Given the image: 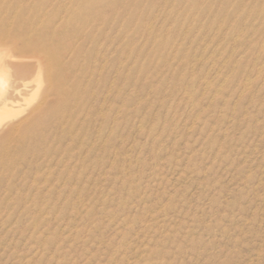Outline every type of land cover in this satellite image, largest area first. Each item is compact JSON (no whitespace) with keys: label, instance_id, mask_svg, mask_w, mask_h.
<instances>
[{"label":"rangeland","instance_id":"obj_1","mask_svg":"<svg viewBox=\"0 0 264 264\" xmlns=\"http://www.w3.org/2000/svg\"><path fill=\"white\" fill-rule=\"evenodd\" d=\"M0 41V264H264V0H0Z\"/></svg>","mask_w":264,"mask_h":264},{"label":"bare ground","instance_id":"obj_2","mask_svg":"<svg viewBox=\"0 0 264 264\" xmlns=\"http://www.w3.org/2000/svg\"><path fill=\"white\" fill-rule=\"evenodd\" d=\"M30 31H24L23 33H21L20 35H18V37L15 39H11V44L16 45L18 43L21 44V48L20 49V53L18 52L17 55L18 57H22L25 56V54H33V55H43V51L47 49V51L52 49V45L49 46L48 42L44 43V41H42L39 37L34 36H30L31 38H23V36H25L27 33H29ZM26 37V36H25ZM8 39V38H7ZM1 42V41H0ZM28 56V55H27ZM41 67V66H40ZM2 68V67H1ZM3 102H7L10 100L9 96H5L4 98H2Z\"/></svg>","mask_w":264,"mask_h":264}]
</instances>
